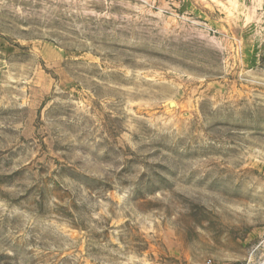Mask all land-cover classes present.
I'll use <instances>...</instances> for the list:
<instances>
[{
  "label": "rangeland",
  "instance_id": "1",
  "mask_svg": "<svg viewBox=\"0 0 264 264\" xmlns=\"http://www.w3.org/2000/svg\"><path fill=\"white\" fill-rule=\"evenodd\" d=\"M0 264H264V0H0Z\"/></svg>",
  "mask_w": 264,
  "mask_h": 264
}]
</instances>
